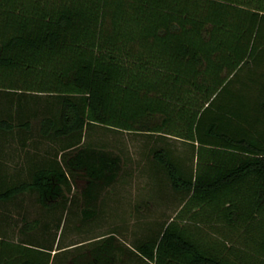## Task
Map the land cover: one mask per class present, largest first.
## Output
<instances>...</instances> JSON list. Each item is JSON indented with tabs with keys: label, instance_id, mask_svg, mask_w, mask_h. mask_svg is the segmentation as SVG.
<instances>
[{
	"label": "trees",
	"instance_id": "1",
	"mask_svg": "<svg viewBox=\"0 0 264 264\" xmlns=\"http://www.w3.org/2000/svg\"><path fill=\"white\" fill-rule=\"evenodd\" d=\"M0 93V134L25 135L39 116L38 133L60 140L28 179L0 178V201L35 191L52 208L82 170L90 218L120 157L67 156L88 126L172 137L194 168L150 147L181 204L132 251L150 264H264V0H0ZM36 94L53 100L37 106ZM37 224L16 242L0 232V264H51L63 245L35 240ZM113 238L73 264H112Z\"/></svg>",
	"mask_w": 264,
	"mask_h": 264
},
{
	"label": "rangeland",
	"instance_id": "2",
	"mask_svg": "<svg viewBox=\"0 0 264 264\" xmlns=\"http://www.w3.org/2000/svg\"><path fill=\"white\" fill-rule=\"evenodd\" d=\"M26 96L29 95V93ZM29 98V102L32 103L33 98L36 99L37 106H41L50 100H53L50 95H33ZM14 99L17 97V93L13 94ZM30 97V96H28ZM4 94L0 93V102L5 100ZM24 100L26 97L23 98ZM1 108V107H0ZM39 128V116L32 118L31 129L26 132V136L23 132L15 129L11 133L0 134V171L5 170L9 174L13 175L15 169V162L12 160L17 147L21 145L19 137L25 136V143L36 144L43 146L49 145V156L60 144V140L50 139L46 137H40L38 134ZM158 134H147L138 132H128L123 130H117L109 128L99 124H92L85 129V134L82 143L74 147L73 149L66 150V155L75 153L78 148L93 147L95 149L104 148L113 155H119L120 167L117 173V177L114 181L108 185H104L100 191V194L96 200L112 194H124L141 192L146 189L149 193H153L156 186L153 185H141L140 182H130L129 179L136 176H146V170L156 165L152 160L150 147L157 145L170 146L173 150L175 158H177L183 166L192 170L195 165V159L192 155L193 150L189 143L175 139L172 137H159ZM36 140V141H35ZM48 140V141H46ZM36 142V143H35ZM11 158L7 161L4 157ZM6 167V168H5ZM155 171L160 175L161 171ZM157 174H155L156 176ZM164 178V177H162ZM87 180L82 170H74V174L70 180V190H65L67 200L65 203L60 202L57 206L47 208L37 201V194L35 191H27L20 194V196L13 198L10 201H0V232L7 234L5 236H12L16 239L24 237L20 229L22 230V224L24 221H30L33 219L38 220V224L31 231V236L35 240L44 241L49 244L56 238V242L59 240V245L67 244L68 242L82 241L80 245L73 246L69 251L65 249H58V253L52 258L51 264H73V257L80 261H86L91 258L92 248L98 245L106 235L113 234V243L120 249H115L116 258L112 264H150L143 260L134 251L130 254L128 248L134 242L144 239L154 233L158 228V224L162 222L166 217H156V211H147L142 217L133 216H111L109 211H104L101 215L100 210L96 211L90 218L83 217L80 208L84 207L88 202L82 194V189L86 186ZM159 190L164 191L167 194H173V200L166 202L168 205V215L172 214L181 202L182 194L174 191L166 179H163V184L159 185ZM152 195V194H151ZM97 200V201H98ZM106 202V200H105ZM93 204L96 201L92 202ZM7 216H11L5 219ZM106 213V214H105ZM5 219V220H4ZM60 220L61 226L58 229L57 223ZM144 231V232H143ZM54 252L56 249L53 250ZM52 251V252H53Z\"/></svg>",
	"mask_w": 264,
	"mask_h": 264
},
{
	"label": "crops",
	"instance_id": "3",
	"mask_svg": "<svg viewBox=\"0 0 264 264\" xmlns=\"http://www.w3.org/2000/svg\"><path fill=\"white\" fill-rule=\"evenodd\" d=\"M38 134L40 137H42L40 133ZM25 136L22 137L25 138ZM25 141L26 140L23 139L21 145L17 147L18 149L15 151L14 157L12 158V160L15 162L14 166L16 169L14 171V174L13 175L9 174V172L5 171L6 169L0 171V176H1L0 178L5 179L6 183L28 179L30 177V172L33 169L49 161V145L41 146L36 142H35L36 144H27L25 143ZM10 159L11 158L9 157V155L7 157L6 156L4 157L6 163ZM158 167L159 166L155 165L154 168L153 167H151L150 169L148 168L145 173L146 176H136L135 178L132 177L131 179H129L130 182L133 183L140 182V184L143 186L144 185L156 186L154 190L153 189L150 190V191H155L154 194L149 193L147 189L146 191L145 190L141 192L137 191L131 194L124 193L119 195V194L111 193L109 196L104 197L106 202L105 200H103L102 202L101 199L103 198L101 197L99 198V200L97 199L98 201L94 200L96 201V203L93 204V210L95 211V213L96 211L100 210L101 212H103V213L99 212V214L101 215L104 214V211H109L108 214L111 216L125 215L127 217L129 216L142 217L145 212L151 211L152 209L153 212L156 211V213H154L156 214V217L172 216L174 212L180 207L181 202L172 214L168 215L167 212H165L166 210H169L166 202L172 201L174 195L171 193L167 194L164 191L159 190V185L163 184L164 178H162L163 176L161 177V175L159 176V174L155 172L158 170ZM155 174L157 175L155 176ZM20 194H17L15 197L20 196ZM83 208L84 207L80 208L81 211L83 210ZM8 214L9 213H7L6 215ZM6 238L14 240L15 242L17 241V239L12 236H6ZM81 242L78 241V242H68L67 244L65 243L63 245V249H65L64 251L66 250L69 251L71 248H73V246L80 245ZM128 248L132 249L131 246H129ZM127 250L130 251V254L133 253L132 250L129 249Z\"/></svg>",
	"mask_w": 264,
	"mask_h": 264
}]
</instances>
